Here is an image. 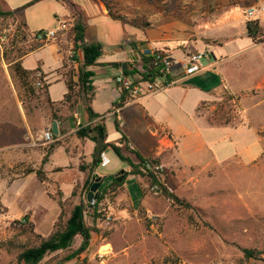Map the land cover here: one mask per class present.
<instances>
[{
  "label": "rangeland",
  "instance_id": "374dc122",
  "mask_svg": "<svg viewBox=\"0 0 264 264\" xmlns=\"http://www.w3.org/2000/svg\"><path fill=\"white\" fill-rule=\"evenodd\" d=\"M62 1L85 9L88 25L93 27L89 33L96 34L101 46L118 41L128 43L130 49V41L144 37L143 31L163 27L164 50L172 55L206 53L209 60L204 64L208 62L215 67L221 63L232 78L234 92L248 90L264 77V46H261L264 45V0H177L174 5L172 0H112L113 12L129 23L136 22L140 28L104 19L93 0H0L3 12L23 8L29 35L25 42L15 39L14 26L0 17V264H18L17 250L6 248V242L15 239L10 228L13 221L28 216L35 232L46 237L60 218L63 221L64 215L80 203L85 205V222L93 230L88 249L64 261L80 246L81 238L76 237L69 250L48 254L40 264H240L241 248L262 253L260 260L246 264H264L262 163L244 165L235 158L218 163L241 155L251 143L250 134L242 136L222 129L219 122V117L227 113L236 116L237 125L242 122L241 115L246 117L247 113V91L233 94L228 86L219 96L212 97L221 86L220 75L212 70L182 84L194 85L195 90L186 91L180 85L140 103L138 107L148 111L155 122L187 132L181 141V156L195 164L180 163L175 154L176 141L172 140L173 145L168 147L159 142L166 150L157 157L154 142L145 140L144 148L140 149L143 156L159 161L155 174L168 192L183 203L159 197L153 188H148L145 177L140 179L145 190L141 197L135 177L127 172L129 166L111 148L105 150L109 164L93 169L94 143L75 135L81 127L92 123L83 122L79 128L69 126L73 114L66 109L57 112L56 121L53 114L57 105L48 103L41 85L37 82L35 94L26 95L11 75V64L19 50L49 44L35 42L31 37L54 30L58 20L67 14ZM250 9H254L251 18L246 15ZM251 22L258 23L255 33L248 29ZM70 30L56 41L65 49L71 43ZM253 44L260 46L253 48ZM52 52V47H47L29 56L23 62L24 67L32 69L41 56L51 58ZM249 62L255 67L251 75L247 72ZM134 65L140 67L138 62ZM94 75L99 82L111 74L100 71ZM99 86L103 89L97 91L93 108L104 114L117 88L111 77L108 83ZM59 93L54 89L50 96L58 99ZM222 96L235 98V111L229 110L231 104L221 100ZM209 98L196 112L198 103ZM237 98L243 101L239 103ZM77 111L81 115L84 110L78 107ZM126 112L129 121L141 118L137 107H129ZM256 114L254 110L249 117L255 119ZM103 117L108 142L118 145L114 117ZM205 120H210L212 128ZM53 122L57 128L59 123L65 125L64 134L58 131L52 142L42 144L40 137L44 131H51ZM147 125L143 124L145 130ZM119 126L126 133L127 126L121 121ZM135 127L132 121L130 131ZM160 136L171 138L166 132ZM126 141L121 146L122 154L134 161L133 153L139 148ZM29 169L34 172L27 174ZM121 171H124L122 175ZM120 176H123L118 182L121 185L109 190L112 178ZM93 177L94 181L101 178L102 183L93 199L94 207H90L86 200L90 190L87 184ZM98 196L102 200L95 209ZM108 248L111 253L99 258V252Z\"/></svg>",
  "mask_w": 264,
  "mask_h": 264
},
{
  "label": "trees",
  "instance_id": "16d2710c",
  "mask_svg": "<svg viewBox=\"0 0 264 264\" xmlns=\"http://www.w3.org/2000/svg\"><path fill=\"white\" fill-rule=\"evenodd\" d=\"M101 3L107 11V15L111 20L119 21L121 23H129L123 17L116 15L113 12L112 0H93ZM177 0H172L173 5ZM21 9L11 10L6 12L0 10V17L4 21H9L10 26L15 28V39L20 41H27L29 35L26 31V25L23 20V14ZM132 26L140 28L136 22L129 23ZM70 37L72 43V52L74 56L68 58L70 68L62 76L65 83L67 92L63 96L62 101L55 104L48 100L50 105H57L54 111L53 117L57 121V112H60L62 108L69 111H73L79 104L82 105L85 113L88 116L90 124L86 127H81L76 132V137L80 140L89 139L95 145L94 147V159L92 162L93 169L95 167L100 168L99 155L105 152L107 148H111L120 160L126 163L129 168V174L134 177H145L148 182V188L157 187V194L159 197L165 198L172 203L180 204L183 203L177 196L168 192L167 188L160 181V178L152 170L154 165H159V161L151 158H144L138 152H134V161L129 160L122 154V144L126 143V137L121 132L119 122L114 119L115 130L120 132L121 138L118 141V145L107 141V130L103 122V118L99 114L94 113L91 108V101L93 98V86L92 78L93 73L88 69L90 67L100 65L97 61L103 55L102 47L98 43H89L85 41V25L82 19L77 18L74 20V25L70 30ZM130 47H135L134 60L132 63H126V69L122 71V75L128 79H134L136 75L141 76L144 80L153 81L154 79V57L149 54H144L137 50L138 45L136 43L129 44ZM34 48L30 47L28 50H19L15 59L11 64V75L18 82L20 88L23 89L26 95L35 94V85L37 82L40 83L42 90L47 91L48 85L43 80V75L36 69L29 71L23 68L22 58L30 53ZM77 52L81 53V59L77 57ZM135 62H138L142 71H139L135 67ZM77 64L76 68L73 67ZM67 65H64L66 67ZM117 68H121V64H113ZM39 74L40 77H36ZM118 87V86H117ZM119 88V87H118ZM224 102L230 103V111L233 112L235 108V98L233 96H222L220 97ZM132 98L124 91L121 90L119 99L113 104L114 108H120L125 103L130 101ZM100 119V120H99ZM210 124V120H207ZM219 122L223 125H234L236 124V116L230 113L219 117ZM34 170L29 169L26 173H33ZM39 176L40 173L36 172ZM126 174V173H125ZM161 174V173H160ZM94 182V177L87 184L89 190ZM116 178H112L109 184V190H114L116 186H120ZM141 197L145 195V190L140 188ZM106 191V190H103ZM102 200V196L97 197V205ZM85 205L83 203L76 204L71 208L67 215H64V220L56 223L53 227L52 232L43 237L35 232L34 224L29 220L28 216H24L19 220L13 221L10 224V228L15 232V239L6 242V248L8 250H17L16 262L18 264H40L41 261L48 255L54 252H64L69 250L74 239L76 237L81 238L80 246L71 252L64 261H69L77 256L83 254L89 247L91 241V235L93 230L88 227L85 222ZM242 258L239 259L240 264H246L249 261H257L261 259L262 253L249 248H241Z\"/></svg>",
  "mask_w": 264,
  "mask_h": 264
},
{
  "label": "crops",
  "instance_id": "0c3cea01",
  "mask_svg": "<svg viewBox=\"0 0 264 264\" xmlns=\"http://www.w3.org/2000/svg\"><path fill=\"white\" fill-rule=\"evenodd\" d=\"M62 2H61V5L64 7L65 12L67 14L65 17H63L62 19H59V20H69V19L75 20L76 18H78L80 16L82 21H83V24L85 25V41L89 42V43H98L101 46V44L99 43V41L97 39L96 34L94 32L89 33L90 29H92L93 27L88 25V17H87L85 9L79 7L78 5H75L73 2H68V1L63 2V3ZM93 2L98 6V11H99L100 16L103 17L104 19L111 20L108 17L107 11L104 8V6L101 3H98L96 1H93ZM56 28H57V26L54 29H56ZM164 31H165V29L163 27H158L157 29L154 28V30L149 29V30L143 31L144 37L138 38L135 41H130L129 44L136 43L138 45L137 50L139 52L142 50V48H149V49L156 50V51L167 52L166 50H164L165 47H163L161 45L162 41L164 40V37L162 36ZM127 44L128 43H119L118 41H108V43L105 46H101L102 50H103V55L97 61L100 65L90 67L88 69L89 71H91L93 73V78H92L93 98L91 101L92 110L94 111V113L99 114L101 116V118H104L103 116H105V115H111L114 117V119L116 118L119 123L121 121L122 124L126 125L127 126L126 127V129H127L126 133L120 127L121 132L125 135L126 140L133 142L136 145V147L139 148V150L135 151V152H138L141 156H143V153L141 152L140 149L144 148L145 140H149L151 142H154V146L157 149V151L155 153L157 157L160 156L164 150H166L165 148H163V146L159 145V142L161 144L163 143L162 145H164L165 147H168L169 145H173V141H176V152H175V154H176V157L178 158V160L180 161V163L185 165V166L195 165V164H191V163L184 161L182 156H181V147H182L181 141H182V138L184 139V137H185L184 133L187 134V132H185V130L182 128L177 129V130H173L170 127H167L168 125L165 126V124L163 122H159L157 120L155 122L154 117L151 114H149L148 111H145L144 108L138 107V105L140 103H144L146 100L152 99L153 97L161 94L164 91H168L173 87L180 86V85L184 84L185 82H187L189 79L193 78L194 76L189 78L188 80L181 82V83L166 87V88L161 89V90H159L153 94L147 95V96H145L139 100L131 99L130 101L125 103L120 108H114L113 107V104L119 99L120 94H121V89L118 88L117 85L115 84V86L117 88L115 90L116 92H113L114 90H112V88L107 87L108 90L110 89V91L113 92V97H112V100L110 102V105H109L106 113L101 114L93 108V104L95 102L97 91L103 89L99 85L103 86L104 84L108 83L110 80V77L112 79V82H114V78L116 76L122 74V65L123 64L126 65V63H132V59L134 60V54L136 51L135 47H130V49H128ZM68 45L69 46L65 49L64 47H61L60 45H58L56 42L55 43H49L47 45L34 48L30 53H28L26 56H24L21 60L22 66L24 69L29 70V71H34L36 69H39V71L43 75V80L48 85L47 91H46V96L48 97V100L50 102H53L55 104L62 101L63 96L67 92V89H66V86H65V83L63 81L62 76L68 70L64 71L63 73H62V71L66 68L67 69L70 68L69 63H68L69 62L68 58H69V51L72 47V43H69ZM258 46H260V45L253 44L251 47L256 48ZM261 46H264V45H261ZM47 47H52V49H53L51 58H50V56L49 57H47V56L42 57L41 56L39 58V60L36 61V66L33 67L32 69L24 67L23 62L26 58H28L31 55L39 53L40 51H42L43 49H45ZM169 54H170V52H169ZM182 55H185V54L172 55V56H174L176 58H181ZM77 57L79 59H81V53L80 52H77ZM213 60H214V57H213ZM113 64H121V68H117V67L113 66ZM64 65H67V66L64 67ZM214 65H215V63H214ZM76 66H77V64L73 65L74 68H76ZM204 66H205V70L203 72L217 70L218 74L220 75L221 86L217 87V90L212 93V97L219 96L224 90L227 89L228 86L230 87L233 94L236 93L237 95H242L245 91H247V98H246V100H247L246 104L247 105L245 106L246 112H247L246 117H244V114H242L241 115L242 122L240 124L237 125V123H236L234 125H229V126L228 125H222V129L231 130L233 132L241 134L242 136H246V134H250L251 143L244 147V152H242L241 155L236 154L233 157L225 158L224 160H221L218 163H222V162L227 161L229 159L235 158L240 163H242L244 165H258L259 163H262L263 170H264V77H263V80L258 85L251 87L245 91L234 92L233 86H232L233 85L232 84V78L227 73L226 69L222 66L221 63H216L215 67H213L212 64H208V62H207V64H204ZM135 67L139 71H142L140 67L139 68L137 66H135ZM254 69H255L254 64L249 62L248 67H247V72L249 73V75H251L253 73ZM100 71L101 72L107 71L111 75H109L106 80H99V82H98V81H96L94 74L97 72H100ZM158 83H161V81H158ZM182 86H184L183 88L187 89L186 91L197 89L194 85H186V86L182 85ZM54 89H58L60 91V93H59L60 97L58 99H52L50 96L51 91H53ZM261 97H262V99H261ZM211 98L198 103L197 108H196V112L201 105L207 103ZM237 100H238V98H237ZM241 100H242V98L240 100H238L239 103ZM132 106L137 107L141 111V118H133L131 121H129L126 111L129 107H132ZM78 107H82V105L79 104L73 111H70V112H72L73 115L71 117L72 119H70L69 126H71V124H72V125L76 126L77 128H79L83 122L84 123L89 122L88 116L85 113V111H83V114L78 115V111H77ZM63 109H65V108H62V110ZM254 110H257V114H256L257 117L255 119H251L249 117V113L254 111ZM197 116L200 119H202L201 115L197 114ZM132 121H134V123L136 124V127H135L136 129L133 131H130V124L132 123ZM205 121H206L207 125L209 127H211V125L207 122V120H205ZM144 123L148 124L147 125L148 127L146 128L147 130H145V128H143ZM66 127H67V125H66ZM65 129H66L65 125L63 126L62 123L61 124L59 123V125H58L59 134L63 135ZM163 132H166L167 134H169L171 136V138L169 139L167 136L161 137L160 134ZM118 134H119V139H117L116 142H118L121 138L120 132H118ZM136 134H137V137H136ZM107 141H108V138H107ZM143 157L144 158H150V157H145V156H143ZM127 172L129 174L130 168ZM135 179H136L137 185L140 188H142V184L140 181L141 177H137V178L135 177Z\"/></svg>",
  "mask_w": 264,
  "mask_h": 264
},
{
  "label": "built area",
  "instance_id": "2783aa9c",
  "mask_svg": "<svg viewBox=\"0 0 264 264\" xmlns=\"http://www.w3.org/2000/svg\"><path fill=\"white\" fill-rule=\"evenodd\" d=\"M247 17L254 16V9H250L246 12ZM74 20H59L57 28L47 32H40L33 34L31 39L38 43H55L64 32L68 29H72ZM72 49V47H71ZM70 49L69 57L74 56V52ZM144 54H149L154 57V79L153 81L144 80L141 76L136 75L135 78L128 79L122 74L114 78L115 84L124 90L132 99L139 100L147 95L153 94L166 87L176 85L189 78L200 74L205 70L204 62L209 60V57L204 52H193L182 55L181 58H176L165 51H156L149 48H142L140 51ZM36 77H40L39 74ZM161 81V83H158ZM40 85V83L38 82ZM54 135L50 130H46L42 133L40 141L42 144L52 142ZM109 164V159L102 152L100 155V168ZM153 171L159 170V165L152 167ZM157 187H153V191L156 193ZM90 207H94L95 201L92 200L88 203ZM111 253V249H105L99 252L98 257L104 259Z\"/></svg>",
  "mask_w": 264,
  "mask_h": 264
},
{
  "label": "water",
  "instance_id": "95a60500",
  "mask_svg": "<svg viewBox=\"0 0 264 264\" xmlns=\"http://www.w3.org/2000/svg\"><path fill=\"white\" fill-rule=\"evenodd\" d=\"M258 28V23L257 22H251L249 23L248 25V29L252 32V33H255L256 30ZM126 69V65L123 64L122 65V71H124ZM51 132L54 136H57L58 135V128H57V124L56 122H53L52 123V127H51ZM124 173V171H121L120 174L122 175ZM123 178V176H120L119 178H117V182H120L121 179ZM101 183H102V180L101 178H97L94 183L92 184V186L90 187V190L89 192L87 193V197H86V200L87 202H91L95 195H96V192L98 191V189L100 188L101 186Z\"/></svg>",
  "mask_w": 264,
  "mask_h": 264
}]
</instances>
